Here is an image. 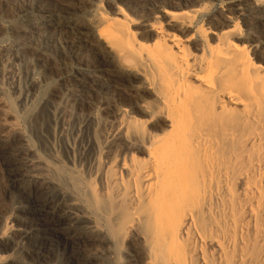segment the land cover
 Here are the masks:
<instances>
[{"label": "bare ground", "instance_id": "bare-ground-1", "mask_svg": "<svg viewBox=\"0 0 264 264\" xmlns=\"http://www.w3.org/2000/svg\"><path fill=\"white\" fill-rule=\"evenodd\" d=\"M81 1L83 7L89 3V0ZM201 1L159 0L158 3L162 6L175 2L169 3L173 11L164 12L189 27L195 23L199 11L207 8ZM236 1L235 6L243 5L247 9L242 13L245 20L251 16L249 10L262 2ZM196 4L200 7L185 10ZM49 13L42 15L51 17ZM215 18L211 17L207 23L221 25L220 19ZM96 20H92L94 23L86 32L81 28V35L72 43V48L77 43L90 47L99 62L91 72L92 78L91 75L83 78L93 80L111 74L112 81L120 82L125 87L123 92L135 98L141 97L145 89L151 90L155 96L149 102L151 118L165 119L168 128L153 133L157 127L146 130L147 122L136 116L118 118L124 127L120 136L126 140L124 151L120 152L125 156L117 165L118 171L107 168L100 176L99 192L94 188L83 194L82 183L73 181L69 187L62 185V202L45 200L43 208H31L37 211V216L14 218L20 229L7 234L0 245L6 253L5 264H35L34 259L49 242L55 249V264H192L194 257L202 258V244L208 239L201 227L203 224L206 227L208 222H198L200 211L194 210L196 204L201 207L208 202H200L202 199L210 202L215 187L224 183L235 189L247 174L248 165L264 176V65L254 60L259 55L264 59V28L254 24L253 37L243 38L235 33L239 25L236 21L233 28L216 35L214 43L207 36L204 19H200L199 31L193 37L196 40L200 33L205 40L201 46L195 44V50L202 51L198 54L179 35L165 33L160 22L151 24L157 38L149 43L137 37L127 15L119 18L100 13ZM50 22L57 28L61 25L72 28V24L60 19L41 16L33 23V30L51 27ZM262 23L264 26L261 16L256 24ZM146 26L150 30L148 23ZM258 36L263 37L262 43L255 42ZM51 39L44 38L47 43ZM132 65L144 76L139 83L129 69ZM106 81L104 86L101 84L105 90L112 83ZM132 102L135 111H144L141 101ZM102 104L107 109L111 102L104 99ZM144 149L147 153L140 157ZM5 153L0 146V165ZM4 170L0 171L3 177ZM65 188L77 198V206L72 207L74 214L64 213L69 207ZM69 199L72 201V197ZM239 221L234 216L230 218L225 239L236 242ZM8 224L7 221L6 228ZM262 226L258 231L264 233V223ZM35 227L37 231L33 232ZM207 227L208 231L214 230V223ZM128 233H133L141 247L136 250L129 247L128 251L118 253L117 246L125 242ZM217 244L223 252L224 242Z\"/></svg>", "mask_w": 264, "mask_h": 264}, {"label": "rangeland", "instance_id": "rangeland-1", "mask_svg": "<svg viewBox=\"0 0 264 264\" xmlns=\"http://www.w3.org/2000/svg\"><path fill=\"white\" fill-rule=\"evenodd\" d=\"M71 1L0 0V137H4L0 146L6 150L5 162L0 166L8 172L4 170V177L3 173L0 174V240L20 229L14 218L36 215L37 211L31 208H40L45 200L62 202V185L69 187L73 181L80 182L83 194L89 189L95 188L98 192L102 189L100 176L108 167L118 171L117 165L123 162L125 156L120 153L124 151L126 140L120 136L124 127L118 118L123 116L126 120L136 116L147 122L146 130L157 127L153 133H162L164 128H168L165 119L151 118L150 103L155 98L151 90L145 89L141 95L143 98H135L123 92L125 87L120 82L115 84L111 74L94 77L96 82L91 79V72L99 64L93 50L79 43L72 48V43L81 35V28L85 32L90 29L100 13L119 18L127 15L137 37L143 42L153 43L157 33L151 29V24L160 22L165 33L179 35L182 42L198 54L202 53L199 47L205 40L204 34L199 33L196 40L193 37L199 31L197 21L200 19H204L207 36L214 43L217 42L216 35L233 28L236 21L239 25L235 33L243 38L245 35L253 37L255 25L264 28L263 23L256 24L261 16L264 18V0L254 10H249L252 13L246 20L242 13L247 9L243 5L235 6L236 0H202L201 4H206L207 8L199 11L195 23L189 27L164 12L173 11L169 3L175 2L161 6L159 0H89L83 7L81 0ZM242 1L249 3L254 0ZM199 7V4L191 5L185 10ZM49 12L51 17L42 15ZM41 16L49 20L60 19L72 24V28L64 25L57 28L50 22L51 27L33 30V23ZM211 17L220 19L223 25L207 23ZM45 37H52L50 43L44 40ZM263 37L258 36L255 42L262 43ZM199 43L197 51L195 44ZM254 60L264 65L260 55ZM129 69L137 83L143 80L139 68L132 65ZM85 75H91L92 81L83 78ZM106 80L112 83L105 90ZM132 98L141 101L144 111L132 108ZM104 99L111 102L107 109L102 104ZM146 153L144 149L139 155L144 157ZM246 173L235 189L224 183L215 187L210 202L202 199L200 202H208L201 207L196 204L194 210L200 211L198 222L214 223V230L208 231L207 224V228L205 224L201 225L208 239L202 244L203 259L196 260L194 257L192 264H264V233L258 231L264 223V176L252 165L247 166ZM65 190L68 192L69 207L64 213L74 214L72 207L77 206V198L72 191ZM19 205L24 206V210H19ZM232 215L240 220L236 242L224 237ZM7 221L9 228L5 227ZM36 231L35 227L33 232ZM133 236V233H128L123 239L125 242L122 240L123 243L118 244V253L128 251L129 247L135 250L141 247ZM219 241L225 244L223 252L217 244ZM49 243L36 256L35 264H55V249ZM5 261L6 253L0 246V264H5Z\"/></svg>", "mask_w": 264, "mask_h": 264}, {"label": "snow or ice", "instance_id": "snow-or-ice-1", "mask_svg": "<svg viewBox=\"0 0 264 264\" xmlns=\"http://www.w3.org/2000/svg\"><path fill=\"white\" fill-rule=\"evenodd\" d=\"M3 244V240H0V245H2Z\"/></svg>", "mask_w": 264, "mask_h": 264}]
</instances>
